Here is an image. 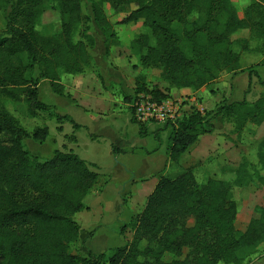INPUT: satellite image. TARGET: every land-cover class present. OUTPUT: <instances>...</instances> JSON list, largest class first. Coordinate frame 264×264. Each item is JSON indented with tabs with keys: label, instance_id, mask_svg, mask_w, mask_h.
Masks as SVG:
<instances>
[{
	"label": "trees",
	"instance_id": "1",
	"mask_svg": "<svg viewBox=\"0 0 264 264\" xmlns=\"http://www.w3.org/2000/svg\"><path fill=\"white\" fill-rule=\"evenodd\" d=\"M89 1L107 54L120 44L116 25L141 21L150 29L133 38L129 47L137 66L158 70L169 87H149L146 75L139 73L134 95L125 96L131 102L135 95L147 93L161 103L170 97V87L209 86L223 72L243 70L245 51L258 52L264 60V0H250L242 16L235 0ZM50 3L59 11L60 27L57 34L45 35L37 24ZM105 4L113 13L127 15L113 22ZM0 7H10L5 29L0 30V264H250L264 243V207L257 206L258 215L240 228L232 183L216 177L200 182L191 166L175 177L160 176L144 208L122 227L132 230L125 245L109 254L71 251L81 231L75 215L88 208L85 198L99 173L73 150L55 149L49 157L34 154L25 139L43 143L49 127L30 133L6 103L25 102L32 117L49 110L50 104L39 97L41 80L64 95L61 74L86 72L93 64L96 40L83 28L82 0H0ZM244 29L249 36L234 37ZM254 39L260 43L252 47ZM248 73L250 81L256 76L264 83L257 70ZM53 114L60 129L65 121L74 129L82 127L67 113ZM218 116L232 119L238 135L248 124L261 125L264 94L254 102L223 100L214 110L193 108L168 118L164 129L170 128L169 159L179 161L201 135L213 132ZM132 120L137 121L135 116ZM138 123L140 134H149L144 123ZM153 133L160 140L159 130ZM113 151L126 152L115 145ZM258 156L264 170V141ZM249 167L243 157L236 186L247 185ZM257 180L264 185V173Z\"/></svg>",
	"mask_w": 264,
	"mask_h": 264
},
{
	"label": "rangeland",
	"instance_id": "2",
	"mask_svg": "<svg viewBox=\"0 0 264 264\" xmlns=\"http://www.w3.org/2000/svg\"><path fill=\"white\" fill-rule=\"evenodd\" d=\"M235 2L239 7V14L242 16L243 6L246 5L247 0H235ZM82 6L85 15L83 28H87L89 34H91L95 40L99 39L97 48L102 47L103 40L100 38H104L105 36L95 21L91 2L89 0H82ZM104 8L113 22L119 21L124 15H127V13H113L108 4H105ZM9 10L10 7L6 10L0 7V30L5 29ZM59 27V11L55 3H50L48 9L42 14L37 28L45 35H54L59 32ZM116 30L120 38V45L112 46L111 52L108 55L105 54V56H102L103 52L100 53L97 48L93 51L94 46L92 49L94 56L92 66L88 68L82 76L65 75V73H62V81L67 85H71L80 79L88 82L89 86H94L96 91L100 89L102 85L104 86L105 81L103 76L111 74L107 78L109 80L108 89H110L109 91L115 96H119L121 91H119V86L115 85L119 82H116V76L114 75L119 76L120 74L121 76H125V86L134 87L135 76L138 73H144L147 77V84L149 87L167 88L168 84L159 79L158 70L141 68L140 71H138V64H135L137 59L131 54L132 52L129 47L130 41L142 32L151 33L150 29L148 27H143L140 21L138 23L118 24L116 25ZM244 36H249V32L246 29L240 30L234 35V37ZM152 41H154V39H152ZM259 43L260 41H256V39L252 41L253 46L259 45ZM235 47L238 49L237 44ZM262 56L263 55L258 52H247L245 56L243 55L241 58L243 70L232 73L223 72L217 80L208 86L203 96H196L193 94L179 95L177 103L180 105L177 109L171 111L172 115L180 117L185 113H189L193 108H198L201 111L214 110L217 104L223 100L234 101L246 98L249 102H254L260 95L264 94V83H261L256 76H253L250 81L248 71L253 68L258 71L261 79H264V60ZM174 89L178 88L175 87ZM98 94V92H94L93 96L100 98ZM39 97L44 102L52 104H50L49 110L39 111L38 115L35 117L29 114L28 106L25 102L15 103L9 100L6 103L8 109L30 133H32L36 127H49L50 133L45 142L39 143L32 137L25 139L26 145L34 154H38L41 157H49L55 149L73 150L83 159L87 160L95 171H109L110 168L116 166L115 163L118 160L111 152L112 147L110 140L115 141L117 137L111 135L112 128L110 124L117 126L118 123V125L125 127L123 130L127 131L130 140L135 141L139 146H145L146 149L144 150L150 151L157 147L160 148V152L164 157L161 170L156 174L157 178L160 176L175 177L191 166L193 167L197 180L200 182L209 177H216L232 183L234 199L238 204V226L240 228L244 229L249 220L258 215L256 211L257 206L264 207V185L260 184L257 180L258 175L264 173L258 156V147L260 143L264 141V123L261 125L248 124L242 133L238 135L235 129V123L232 119L225 116H218L213 120V132L201 135L197 142L183 154L180 160L174 162L171 161L168 156L170 128L164 129L168 118L142 122L149 132L148 135L142 136L139 133V121L137 119L135 122L130 120V117L132 118L135 115L134 111L130 109L132 102H129V105L126 106L127 109L125 111L127 112H125V114H120L117 119H113L117 116V113H114L115 110H109V115H107L109 119L104 118V120L102 119V125L101 123L97 124L96 128H100L102 133L108 134L110 139L94 140L90 137L86 129H74L70 122L65 121L62 124V129H60L59 125H61V123L56 120L53 114L54 110H59V107L54 104H60V106L65 107L63 103H66V101L63 96L53 92L49 82L46 80H41ZM92 101H94V103H90V106H95L97 101L95 102V99ZM103 106L109 107V102H103ZM114 107V109H116V106ZM95 108L101 107L97 106ZM105 125H109V127H105ZM155 130H159L158 135L160 140L154 136L153 132ZM72 135H76L77 138L74 139ZM91 136L95 138L98 137L95 134H91ZM157 152L154 151L149 153L150 155L152 154L150 158L153 159L158 157L159 153ZM127 156L129 162H134L133 164H139V166H144L142 161L144 159H149L147 153L143 152L135 154L130 153ZM124 157V155H121V160ZM243 157H247L250 161V175L247 185L239 187L233 182L236 179V169ZM103 179L105 178L101 177V180ZM115 182L120 183L119 180ZM121 182L120 184L123 185L122 180ZM152 183L153 180L149 182V185H152ZM130 197L131 194L128 193L123 196L122 201L127 202ZM87 216H90V214L86 209L75 215V219L79 223L81 231L79 239L71 245V251L79 255H84L91 249L96 251V253H102V250L98 249L97 246L94 248V246L90 244L91 249L89 248L87 240L88 237L94 234L95 225H91V223L87 222ZM123 226L124 225H120L119 223L117 224V228L115 229L117 233L125 234L124 232L127 227L123 229ZM125 236L126 235H119V241L114 243V247L105 249L104 253L109 254L115 247L126 244L127 237ZM259 262H264V247L260 255H254L250 264H258Z\"/></svg>",
	"mask_w": 264,
	"mask_h": 264
},
{
	"label": "crops",
	"instance_id": "3",
	"mask_svg": "<svg viewBox=\"0 0 264 264\" xmlns=\"http://www.w3.org/2000/svg\"><path fill=\"white\" fill-rule=\"evenodd\" d=\"M249 3L250 0H247L246 5H244L243 7H246ZM100 39L103 40V46L97 48V43L99 42V39H96L95 47L93 51L97 48L99 49L100 53L103 52L102 56H105V54L108 55L111 52V49L107 54L105 49V37ZM251 46L253 47L252 41H251ZM247 52H253V51L242 52L241 54L242 57L243 55L245 56ZM93 61H94V56H93ZM135 64H138V59ZM140 69L141 66H138V71H140ZM84 73L78 75H72V76H82ZM67 75H71V74H67ZM110 75L111 74H108L107 76H103L105 81L104 83L105 88L102 85L101 88L96 91L94 89L95 87L89 86V83L86 81L79 79L73 84L67 85L61 79L62 83L65 85V94L61 95L65 98L66 103H63L65 104V107L60 106V104H54L57 105V107H59V110H57L59 113L62 114L67 113L71 115L72 118L77 123L82 125V127L80 128L86 129L89 132L90 137L94 140L110 139L108 134H104L100 131V128L98 129L96 128L97 124L99 123H101V125L103 124L102 119L104 120V118L109 117L107 116L109 115L108 114L109 110L112 111L115 110L114 113H117V116H115L113 119H117L120 116V114H125V112H127L125 111L127 109L126 106H128L129 102H131L127 100L125 96L126 95L132 96L134 95L135 92V87H136L135 82H134V87L132 86L126 87L124 84L125 76H121L119 74V76L118 75H114V76H116V80H117L116 82H119L115 85L119 86V91L121 92L119 93V96H115L113 93L109 91L110 89H108L109 80L107 78ZM174 88L175 87L169 88L170 97L167 98L166 100H170L174 102L175 105L174 109H177L180 105L179 103H177L179 95L193 94L196 96H203L207 91L208 86L202 87L198 90H194L192 88H178V89H174ZM94 92H98L100 98L93 96ZM94 99L95 102L97 101L95 106H90V103L92 104L94 103V101H92ZM103 102H109L110 108L107 106H103ZM48 104H52V103H48ZM97 106L101 108H95ZM114 106H116V109H114L115 108ZM132 119L133 117L132 118L130 117V120ZM132 121L135 122L134 120ZM110 125L112 128L111 135H114L118 138V140L117 138H115V141L110 140L112 147V151H111L112 155H115L118 159L115 163L116 166L110 168L109 171H104V172L97 171L99 173L98 181L85 198V203L88 206L86 210L90 214V216L86 217V220L88 223H91V225H95L94 234L88 237L87 243L90 249H91V245H93L94 248H96L97 246L98 249L102 250L101 252H104V250L107 248L114 247L115 245L114 243L116 241H119L120 239L119 235H126L125 236L127 237L126 243L131 239L132 230H130V228L128 227L124 232L125 234L117 233V231L115 230L117 228V224L118 223L120 225L128 224L132 220L133 216L144 208L148 195L154 189L155 185L157 184L160 178V177L157 178L156 174L161 170L162 161L164 157V155L161 154L160 152V148L157 147L154 148L153 150L156 152L158 151L157 153H159L158 154L159 156L151 159L150 157L152 154L150 155L149 153L154 152L153 150L150 151L144 150L146 149L145 146L143 145L139 146L135 143V141L130 140L127 131L123 130V128L125 127H122V125H118V123L117 126L112 124ZM106 126L109 127V125H105V127ZM139 133H140V128H139ZM91 134H95L98 137L95 138L91 136ZM113 145H115L120 149H124L126 152L114 153ZM139 152L147 153L149 157L148 160L144 159L142 161L144 166H139V164L138 165L133 164L134 162H129L127 160L128 158L127 155H129L130 153L135 154ZM121 155H124L126 158L124 157L121 160ZM101 177H104L105 179L101 180ZM114 180L115 181L119 180L120 183H122L121 182L122 180L123 185L120 183H116ZM152 180H153L152 185H149V182ZM128 193L131 194L129 200L127 202L122 201L123 196L127 195ZM238 216H239V212H238ZM262 246L264 247V243L258 247L257 255L261 254L263 248ZM92 251L96 253V251L94 250ZM219 264H224V263L220 262ZM258 264H264V262H259Z\"/></svg>",
	"mask_w": 264,
	"mask_h": 264
},
{
	"label": "built area",
	"instance_id": "4",
	"mask_svg": "<svg viewBox=\"0 0 264 264\" xmlns=\"http://www.w3.org/2000/svg\"><path fill=\"white\" fill-rule=\"evenodd\" d=\"M135 118L139 122L162 120L165 118L174 119L171 111L174 109V102L164 100L161 103L155 101L151 94L141 93L135 95L132 101Z\"/></svg>",
	"mask_w": 264,
	"mask_h": 264
}]
</instances>
